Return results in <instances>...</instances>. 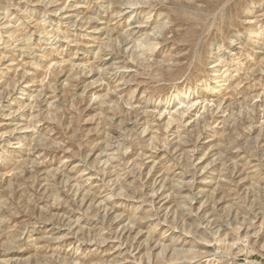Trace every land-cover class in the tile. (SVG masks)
<instances>
[{
    "label": "rangeland",
    "instance_id": "obj_1",
    "mask_svg": "<svg viewBox=\"0 0 264 264\" xmlns=\"http://www.w3.org/2000/svg\"><path fill=\"white\" fill-rule=\"evenodd\" d=\"M0 264H264V0H0Z\"/></svg>",
    "mask_w": 264,
    "mask_h": 264
},
{
    "label": "bare ground",
    "instance_id": "obj_2",
    "mask_svg": "<svg viewBox=\"0 0 264 264\" xmlns=\"http://www.w3.org/2000/svg\"><path fill=\"white\" fill-rule=\"evenodd\" d=\"M132 7V6H131Z\"/></svg>",
    "mask_w": 264,
    "mask_h": 264
}]
</instances>
